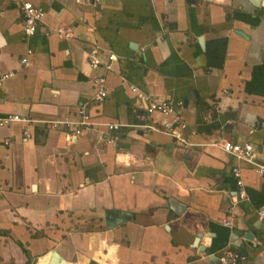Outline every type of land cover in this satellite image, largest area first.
<instances>
[{
	"label": "crops",
	"instance_id": "0c3cea01",
	"mask_svg": "<svg viewBox=\"0 0 264 264\" xmlns=\"http://www.w3.org/2000/svg\"><path fill=\"white\" fill-rule=\"evenodd\" d=\"M27 1L44 12L31 37L0 0V118L32 121L27 139L20 123L0 127V264H27L22 248L30 264H226L218 259L226 249L246 256L239 264H264V184L255 172L264 160V5ZM59 26L74 38L43 34ZM96 76L105 77L102 102L92 100ZM130 86L147 102L182 101L175 116L191 146L162 131L173 117L148 115ZM81 104L91 126L68 142L46 122L75 120ZM225 141L251 144V163L225 153Z\"/></svg>",
	"mask_w": 264,
	"mask_h": 264
},
{
	"label": "built area",
	"instance_id": "2783aa9c",
	"mask_svg": "<svg viewBox=\"0 0 264 264\" xmlns=\"http://www.w3.org/2000/svg\"><path fill=\"white\" fill-rule=\"evenodd\" d=\"M11 5H13L20 16L22 31L24 37H31L35 35L42 25V20L44 16V12L40 7L35 6L30 1L27 0H8ZM103 0H85L88 5L93 7H97L102 3ZM45 36H50L52 34L58 36L60 39H71L74 38V32L70 27L59 26L55 29H45L43 31ZM97 50H92L87 55L88 64L92 68H97L101 63L97 57ZM31 55V51L27 50L26 54L21 58V65H27L28 57ZM115 60L114 55H110L108 57V64L104 66L105 70L109 71L111 69V62ZM14 74L9 72L2 76V79L11 78ZM93 86L95 88V94L93 95L94 102H102L104 99L108 97V92L105 87V77L104 76H96L93 81ZM130 91L136 96L138 99L140 107L148 114H160L163 116H171L173 117L170 122H167L163 125V130L167 134H169L172 138H174L177 142L180 143V147L182 150L191 146L182 136V131L186 128V124L178 117L175 116V112L178 109H181L183 106L182 101H173V100H156V101H146L145 96L140 93V91L133 87H129ZM32 121L27 119L26 117H20L18 115H6L5 117L0 118V127L8 126L12 123H20L24 125L23 136L27 139L30 138L29 125ZM51 129L66 130V140L68 142H72L75 140L82 132V130L87 129L91 126L88 121V115L86 112V104H81L76 111V119L75 120H52L46 122ZM120 125L118 124H108L107 130L111 132H117L120 129ZM150 130H160L156 127H147ZM4 145H8L9 142L5 140ZM107 144H114L115 141L112 137H110L107 141ZM221 149L233 156L236 160L245 161L251 163V158L253 156V148L251 144L244 143H232L225 141L220 146ZM255 172L261 182L264 184V160L261 164L255 165ZM232 176L235 180V185L238 189V197L243 199L244 191H243V181L240 173V169L235 166L231 170ZM260 217L264 216V210H261L259 213ZM224 225L228 228L233 227V223L231 220H227L223 222ZM259 244V243H258ZM257 243H252V247L255 248L258 245ZM218 259L222 263L226 264H239L246 260V256L240 252H236L230 249L223 250L219 255Z\"/></svg>",
	"mask_w": 264,
	"mask_h": 264
},
{
	"label": "water",
	"instance_id": "95a60500",
	"mask_svg": "<svg viewBox=\"0 0 264 264\" xmlns=\"http://www.w3.org/2000/svg\"><path fill=\"white\" fill-rule=\"evenodd\" d=\"M250 5L254 8H258V7H261V5H264V0H247ZM237 34L245 39H247V35L244 34L243 32L241 31H237ZM235 235H239V236H243L244 239L248 240V241H252L254 239V237L256 236V233L253 231V232H249V233H245V234H242L241 232H238V231H235L234 232ZM262 246H264V240L262 241L261 243Z\"/></svg>",
	"mask_w": 264,
	"mask_h": 264
},
{
	"label": "trees",
	"instance_id": "16d2710c",
	"mask_svg": "<svg viewBox=\"0 0 264 264\" xmlns=\"http://www.w3.org/2000/svg\"><path fill=\"white\" fill-rule=\"evenodd\" d=\"M22 250L25 253V255L27 256V264H30V257L28 255L27 251L24 248H22Z\"/></svg>",
	"mask_w": 264,
	"mask_h": 264
}]
</instances>
